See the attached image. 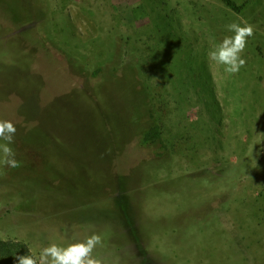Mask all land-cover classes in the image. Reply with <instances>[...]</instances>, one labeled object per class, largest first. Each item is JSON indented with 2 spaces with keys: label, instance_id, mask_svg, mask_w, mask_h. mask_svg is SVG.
<instances>
[{
  "label": "rangeland",
  "instance_id": "rangeland-1",
  "mask_svg": "<svg viewBox=\"0 0 264 264\" xmlns=\"http://www.w3.org/2000/svg\"><path fill=\"white\" fill-rule=\"evenodd\" d=\"M0 0V242L100 234L103 264H264V0ZM254 26L228 75L208 52ZM154 125L162 141L144 145Z\"/></svg>",
  "mask_w": 264,
  "mask_h": 264
},
{
  "label": "clouds",
  "instance_id": "clouds-1",
  "mask_svg": "<svg viewBox=\"0 0 264 264\" xmlns=\"http://www.w3.org/2000/svg\"><path fill=\"white\" fill-rule=\"evenodd\" d=\"M232 35L225 36L223 40L208 52L210 65L223 66L228 75L238 74L246 66V59L242 57L247 46L248 38L254 36V26L244 23L232 22L225 26ZM17 129L12 121L0 120V164L10 168L20 167L15 158L11 145ZM102 244L100 234L93 233L83 241L62 246L50 243L41 248L38 256L17 255L15 264H103L102 259L93 255L98 245Z\"/></svg>",
  "mask_w": 264,
  "mask_h": 264
},
{
  "label": "trees",
  "instance_id": "trees-1",
  "mask_svg": "<svg viewBox=\"0 0 264 264\" xmlns=\"http://www.w3.org/2000/svg\"><path fill=\"white\" fill-rule=\"evenodd\" d=\"M231 10L236 13H241L244 4L239 5L235 0H222ZM162 129L160 125H154L151 127L143 137L144 145H155L163 143ZM33 256L34 253L26 245L18 241H4L0 242V264H15V256L17 255H28Z\"/></svg>",
  "mask_w": 264,
  "mask_h": 264
}]
</instances>
